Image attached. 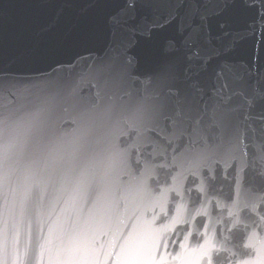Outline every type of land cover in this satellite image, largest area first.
Segmentation results:
<instances>
[{"label": "water", "instance_id": "1", "mask_svg": "<svg viewBox=\"0 0 264 264\" xmlns=\"http://www.w3.org/2000/svg\"><path fill=\"white\" fill-rule=\"evenodd\" d=\"M225 65L264 90V0H0V264H264V102Z\"/></svg>", "mask_w": 264, "mask_h": 264}, {"label": "snow or ice", "instance_id": "2", "mask_svg": "<svg viewBox=\"0 0 264 264\" xmlns=\"http://www.w3.org/2000/svg\"><path fill=\"white\" fill-rule=\"evenodd\" d=\"M197 37L195 35L189 37L186 40V44L189 48L193 49L192 56L190 59H198L200 57L199 49L194 48L196 43ZM205 70V66L197 63H193L188 70L189 78L192 76L199 75L200 71ZM242 87L241 85L235 84L230 80L229 76V68L227 65L222 66L216 73H215V82L212 88V92L215 96L219 97L221 101L225 103L231 102L234 96H239L241 98V103L239 104L240 107H243L245 104L249 106V108L255 107L256 103L264 102V90H253V95L250 97L243 91H237L238 88ZM198 91L203 95L204 89L200 88ZM225 110L223 105L217 102L214 110H213V117L224 115ZM203 115H207V107L205 106V111L202 113Z\"/></svg>", "mask_w": 264, "mask_h": 264}]
</instances>
